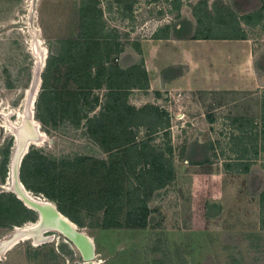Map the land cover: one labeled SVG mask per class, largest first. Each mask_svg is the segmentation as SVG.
Returning <instances> with one entry per match:
<instances>
[{
  "label": "rangeland",
  "instance_id": "1",
  "mask_svg": "<svg viewBox=\"0 0 264 264\" xmlns=\"http://www.w3.org/2000/svg\"><path fill=\"white\" fill-rule=\"evenodd\" d=\"M82 1L0 0V192L4 190L1 185L10 186L13 179L11 155L16 148L13 130L23 123L29 110V91L39 60L45 56L42 52L46 49L48 56L59 54L67 39L78 37ZM94 1L103 8L106 30L116 42L113 46L125 50L111 56L113 62L124 68L143 62L142 55L133 54L140 39L168 31L174 35L175 27L185 28L191 34L241 32L234 27L236 19L228 11L231 8L246 35L252 38L256 61L264 74V0ZM248 12L256 13L246 21L242 17ZM183 38L188 39L186 44L193 57L202 65L191 78H200L205 83L208 80L213 83L223 68L227 70L230 63L236 62L242 56L241 46L246 45L238 39ZM66 46L71 48L72 44ZM166 55L170 56L158 54V61ZM169 67L175 66L164 69ZM45 68L46 64L41 68V87L34 107L43 136H38L39 142L31 143L30 148L59 159L89 155L110 160L106 146L113 135L97 137L88 130V118L79 121L84 113L90 117L100 112L106 100V85L96 87L88 99L78 102L74 97L79 90L77 82L68 74V63H61L48 75L47 89L40 100ZM95 95L100 102L90 109ZM128 100L136 107L153 103L168 111V134L158 131L147 135L144 125H134L133 130L138 138H150L156 155L167 148V143L172 146L174 177L164 186L149 191V223L143 227L127 224L105 227L103 211L71 208L81 221V225L77 224L94 240L96 264H264L260 211L264 188V83L258 89L148 91L133 87ZM38 103L42 105L41 111ZM69 106L72 109L67 112ZM38 113L44 121L38 118ZM201 150L209 155L208 161L197 164L188 160L189 154L196 156ZM122 154L114 155V161L123 159L128 170H133L137 158H128L127 154L122 158ZM241 162L250 163L249 171H242L245 165ZM128 176L131 184L133 175ZM104 184L105 178L92 170V176L82 178L83 195L89 198L91 194L87 192L96 193ZM3 194L0 202L15 193L7 190ZM8 206L10 212L0 209L1 248L17 236L15 225L28 226L33 222L28 216L38 217L35 210H23L14 203ZM43 233L39 241L26 238L8 251L0 248V264H77L82 259L79 248L66 235L57 230Z\"/></svg>",
  "mask_w": 264,
  "mask_h": 264
},
{
  "label": "trees",
  "instance_id": "2",
  "mask_svg": "<svg viewBox=\"0 0 264 264\" xmlns=\"http://www.w3.org/2000/svg\"><path fill=\"white\" fill-rule=\"evenodd\" d=\"M80 10L81 20L78 37L67 39L64 49L59 54H51L47 58L43 73L42 87L44 90L40 92V100L43 99L47 89L48 75L56 65H61V63H68V74L70 77L73 76L77 82L79 90L75 92L74 97L78 102L83 98L88 99L96 87L106 85L108 91L100 112L90 117L84 113L79 116V121L82 118H88V130L97 137L105 138L107 134L113 135L111 143L106 146L107 151L111 153L110 160L98 159L89 155L59 159L49 157L40 149L32 147L23 159L21 179L28 189L35 193H43L47 198L54 200L64 214L80 225V219L71 212V208L78 210V208L83 207L91 211H103L102 223L105 227H118L124 224L143 227L149 223V191L164 186L174 177L171 159L173 149L167 143V148L157 151L158 154L156 155V147L151 144L150 138H138L133 126L144 125L147 129V135L158 131L168 134L169 113L157 104L148 103L136 107L129 103L130 89L133 87L145 89L150 87L149 75L144 63L133 64L124 68L118 62H113L112 54L120 53L123 49L113 46L116 42H113L114 35L106 30L103 8L94 0H83ZM228 11L236 19L234 27L240 29L241 32L218 34L197 31L191 34L185 28L175 27L174 36L179 38H247L238 15L231 8H228ZM255 13L248 12L242 18L248 21L247 18L252 17ZM200 21L202 20L200 19ZM186 22L189 21L186 20ZM170 36V31L166 34L154 35L156 38ZM68 43L72 44L71 48L66 46ZM182 72L181 67H169L163 70L166 77H174ZM99 102V96L95 95L90 101V109H94ZM86 103L88 102L86 101ZM37 108L41 111L42 105L38 103ZM71 109L72 106H69L65 110L69 112ZM39 113L38 118L44 121L43 116ZM117 151L124 152L120 155L122 158L126 154L128 158H137L133 170H128L123 159H119L118 162L114 161V155L119 153ZM201 151L196 156L192 153L189 154L188 160L197 164L208 161L207 152ZM239 157L245 159L242 155ZM4 159L6 162L7 154ZM116 164L119 170H116ZM139 164L140 168H138ZM241 164L245 165L242 171H249V162H241ZM6 169L7 167L2 169L3 180H5ZM91 169L97 170L98 174L105 178V184L96 193L87 192L91 194L87 198L83 195L81 182L84 176H92ZM129 173L134 178L131 184L127 181ZM12 196L9 200L0 202L2 212L4 210L11 211V206H8V203L18 204L22 206L23 210L33 211V209L25 206L15 194ZM260 211L261 222L264 226V188L260 195ZM123 213L126 214L125 217L122 216ZM28 219L37 221V217L33 215L28 216Z\"/></svg>",
  "mask_w": 264,
  "mask_h": 264
},
{
  "label": "crops",
  "instance_id": "3",
  "mask_svg": "<svg viewBox=\"0 0 264 264\" xmlns=\"http://www.w3.org/2000/svg\"><path fill=\"white\" fill-rule=\"evenodd\" d=\"M238 40L246 44L245 46H241L243 51L241 52L242 56L236 62L230 63L227 70L223 68V72L215 76L216 78L213 79V83L209 80L205 83L200 78H191L192 73L199 70L202 65L198 59L193 57L192 49L186 44L188 43V39L179 38L174 35L164 38H156L154 36L144 37L137 43L133 54H140L143 57V63L150 81V87L146 88L148 91L164 88L258 89L264 83V74H262L263 68L258 65L255 58L257 51L253 40L249 36ZM124 51L118 54H122ZM158 54H169L170 56H162L158 61ZM160 60L162 63H160ZM166 66H181L183 72L174 77H166L162 75V70ZM1 152L0 148V155ZM3 192L5 191H1L0 194L2 195Z\"/></svg>",
  "mask_w": 264,
  "mask_h": 264
},
{
  "label": "water",
  "instance_id": "4",
  "mask_svg": "<svg viewBox=\"0 0 264 264\" xmlns=\"http://www.w3.org/2000/svg\"><path fill=\"white\" fill-rule=\"evenodd\" d=\"M47 54H45V57H44V61H43L44 65L47 63V56H48ZM41 68L42 67H40L39 65L35 70L36 72L35 74H37L38 72L39 82L36 80L37 76L35 74H34L35 76L33 75L32 88L29 91V108H28L29 110L26 112L24 116L23 123L13 130L16 141H17L16 148L14 150L15 153L13 152L14 161L16 162V173H17V178L19 180V183L24 188L26 187V185L22 181L21 175H20L22 162H23L25 155L28 153L30 149L29 142L32 139H35V137L37 138L38 135L40 134V130L38 128L39 125L36 126L37 124H35L36 121L38 124L39 122L35 118V113H34V107H35L36 100H33V99H36L37 96L36 98H33V97L36 91L38 94L39 89L41 87V81H42ZM38 85L39 87L36 88ZM1 186L4 188L3 191L11 190V187L9 189V186H6V185H1ZM16 190L13 189L11 191L15 193L16 196L20 200L23 201L24 205L27 206L26 202L23 200V198L20 197L19 194H17L18 192ZM30 191L32 192V190ZM48 200L50 203L52 202L53 204H47L43 206L41 204H38L37 202V203H32L33 207L27 206L28 208L37 211V216H38L36 219L37 224L33 226L31 229H29V233L39 237L45 231L56 230L55 228H58L59 232L66 235L79 248L81 255H82V259L79 260L77 264H96L95 260H93L94 257L96 256L95 243H94L93 238L83 228H81L75 221H73L70 217L64 214L59 209L58 205L54 201H52L49 198ZM58 211L61 214L58 213ZM61 215L67 218L69 222L67 220H64L65 218H63ZM70 223L74 224L75 226H72V224ZM15 233L17 235L15 238L19 236L18 240H20V238L23 236L22 234L23 232L21 230H16ZM13 239L9 240V243ZM9 243L5 245L4 248H2L4 251H8V249L6 250V246H8Z\"/></svg>",
  "mask_w": 264,
  "mask_h": 264
},
{
  "label": "bare ground",
  "instance_id": "5",
  "mask_svg": "<svg viewBox=\"0 0 264 264\" xmlns=\"http://www.w3.org/2000/svg\"><path fill=\"white\" fill-rule=\"evenodd\" d=\"M39 52V51H38ZM43 54H46V49L44 50V52H42ZM44 57L45 56H42L41 58H40V60H39V65H40V67H42L43 65H44V63H43V61H44ZM36 72L34 71V74H35ZM37 77H36V80L39 82V76H38V72H37V74H35ZM34 75V76H35ZM32 86V85H31ZM39 87V85L36 87V88H38ZM32 88V87H31ZM36 96H37V91L34 93V97L33 98H36ZM33 100H36V99H33ZM35 124H37L36 126H38L39 124L37 123V121L35 122ZM4 125V124H3ZM11 125V124H10ZM7 128L9 129V126H7ZM38 128H39V130H40V134L38 135V136H40V137H42L43 136V131L41 130V126L39 125L38 126ZM17 142V141H16ZM39 142V138L37 137H35V139H32L30 142H29V145L31 144V143H38ZM15 153V152H14ZM12 164H11V174H12V182H11V184H10V186H9V189H10V187H11V190H16L18 193L17 194H19L20 195V197L21 198H23V200L26 202V204H27V206H30V207H33V204L32 203H37L38 202V204H41V205H47V204H53L52 202L50 203L49 202V200H48V198L47 197H45V196H39V195H36V194H33L28 188H24L20 183H19V180H18V178H17V173H16V162L14 161V155L12 156ZM15 169V170H14ZM57 212V211H56ZM58 213H60L59 211H58ZM61 214V213H60ZM63 218H65L63 215H61ZM64 220H67L68 221V219L67 218H65ZM39 222V221H38ZM69 222V221H68ZM37 224V221H33V222H31V224L30 225H28V226H20V225H17V226H15V229L16 230H21L23 233V236L20 238V240H22V239H26V238H31V239H34V240H36V241H39L38 239H40V238H42V236L41 237H37V236H35V235H33V234H30L29 233V229H31L33 226H35ZM70 224H72V223H70ZM72 226H75L74 224H72ZM57 231H59V229L58 228H55ZM26 231V232H25ZM44 234V233H43ZM18 238H19V236L17 237V238H15V239H13L10 243H9V245L8 246H6V250L8 249H11L15 244H17L20 240H18ZM2 249V248H1ZM4 251V250H3ZM93 260H95V259H93ZM95 262H96V260H95Z\"/></svg>",
  "mask_w": 264,
  "mask_h": 264
}]
</instances>
